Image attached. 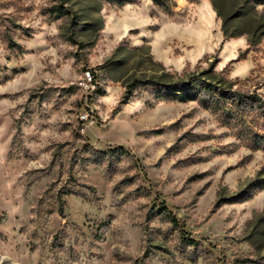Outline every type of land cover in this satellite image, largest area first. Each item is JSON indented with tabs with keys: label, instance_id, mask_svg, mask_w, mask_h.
<instances>
[{
	"label": "rangeland",
	"instance_id": "1",
	"mask_svg": "<svg viewBox=\"0 0 264 264\" xmlns=\"http://www.w3.org/2000/svg\"><path fill=\"white\" fill-rule=\"evenodd\" d=\"M262 115L264 0H0V264H264Z\"/></svg>",
	"mask_w": 264,
	"mask_h": 264
},
{
	"label": "trees",
	"instance_id": "2",
	"mask_svg": "<svg viewBox=\"0 0 264 264\" xmlns=\"http://www.w3.org/2000/svg\"><path fill=\"white\" fill-rule=\"evenodd\" d=\"M214 6L216 8L215 3ZM222 28L224 34L227 35L224 28V23L222 24ZM153 84L161 86V96L165 98L169 96L168 94L173 93L176 94L175 96L178 100L195 99L198 101H206L207 103H209V106H211V108L220 110V112L227 115L228 118L234 119V122L237 124V126H239L240 129H242L245 134H247L248 131L252 130L250 125L246 122L245 117L241 116L240 114H236L237 111L234 108L233 104L228 102V95L224 92V90L220 87H216L212 82L202 79L198 75L192 74L188 75L186 78L178 79L173 82H161ZM252 137L254 138L255 144H257L258 146H260L261 144L259 143V141L264 140V136L262 135H252ZM91 152L94 155H97L98 160L102 159L106 163L112 162L115 156L118 158H121L124 155H127L129 157L132 156L131 153H129V151H127L121 145L109 147L105 151L92 149ZM166 211L167 210L163 207V212H165V214H168L166 213ZM169 218L172 222H176V218L173 215L170 214ZM185 241L188 246L196 247L197 245L195 239L187 238Z\"/></svg>",
	"mask_w": 264,
	"mask_h": 264
},
{
	"label": "built area",
	"instance_id": "3",
	"mask_svg": "<svg viewBox=\"0 0 264 264\" xmlns=\"http://www.w3.org/2000/svg\"><path fill=\"white\" fill-rule=\"evenodd\" d=\"M80 84L85 86V87H88L90 84H92V74H91V71L89 69H86L84 71ZM81 118L86 119L87 115L82 114Z\"/></svg>",
	"mask_w": 264,
	"mask_h": 264
}]
</instances>
